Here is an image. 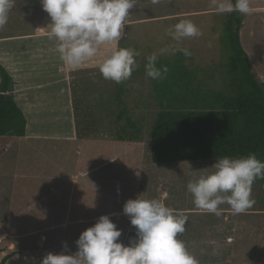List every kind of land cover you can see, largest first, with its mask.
Instances as JSON below:
<instances>
[{
  "label": "rangeland",
  "instance_id": "rangeland-1",
  "mask_svg": "<svg viewBox=\"0 0 264 264\" xmlns=\"http://www.w3.org/2000/svg\"><path fill=\"white\" fill-rule=\"evenodd\" d=\"M134 3L135 7L130 10L126 20L124 36L116 42L117 47L135 49L140 53L135 57L137 66L130 79L121 83L104 79L97 67L102 61L98 54L81 65L80 69L73 70L68 78L73 92L76 122L79 132H83L85 137L98 141H114L118 138L119 130L126 123L125 118L118 119L122 109H127L132 119L143 128L140 139L122 141L125 144L121 143V149L125 150H121V157L116 161L121 162L117 163L119 170L113 169L115 165H111L112 173H104L103 168L98 172L106 189L113 191L116 198L120 196V201L117 199L118 203L114 207L106 203L95 210L107 209L105 214L122 230L119 240L127 245L130 239L136 237V228L123 212L126 201L135 199L140 194L147 199H163L166 206L183 210L187 215L186 230L179 238L185 242L198 264H264V179H257L253 183L252 198L255 204L246 213L233 215L229 205L224 204L219 206L222 214L216 216L197 209L192 194L187 190L189 180L199 177L206 170L211 171L210 166L216 159L155 163L151 155L150 130L160 108L156 100L154 80L146 76L147 57L157 53L159 60L175 58L179 56V51L175 54L170 51L160 54V50L187 48L191 56L182 53L181 57L186 64L197 70L199 85L206 89L227 92L225 85L227 88L230 86L234 69L224 38L226 13L217 14L210 0H160L158 4H152L151 0H134ZM251 5L255 11L251 15H245L240 35L249 55L252 71L264 86V0H251ZM183 19L193 21L203 34L185 38L180 42L173 40L168 32L170 29L174 30V25ZM50 23L51 18L44 11L41 0H16L9 13L8 23L0 29V41L4 38H30V34L39 33L36 30L37 25L41 24L51 30ZM46 29L41 27L40 30L43 33ZM106 46L112 47L111 44ZM18 48L13 51L16 53ZM37 48L31 51L32 48L25 47L29 50L27 57H33L32 52ZM7 56L11 59L15 55ZM15 94L17 100L16 80ZM46 113V120L50 121L46 124L40 123V132L53 133L58 128V131L64 129L61 125L57 126L65 119L64 111ZM71 143L33 139V143L22 144L17 137H3L0 139V172L2 168L9 172H15L19 168H33L36 165V156L35 149L30 147L35 146L38 147V154L43 157L38 163L49 166L57 160L66 166L65 160L62 162L60 157L53 159L50 156L56 155L62 148L69 149L73 154ZM21 145L26 148H21ZM47 149L52 152L47 153ZM90 151L87 150V153ZM69 157L70 155L67 156ZM71 166L76 173L85 169L78 164ZM105 169L110 171V165ZM5 179L1 181L0 175V220L6 222L0 224V233L4 232L9 238L0 248L16 245L17 249H37L42 252L55 248L64 249L66 242L68 249L76 251L75 242L80 234L96 222L52 223L62 213L56 207H45L44 201L33 206L42 215L39 222H23L25 217L17 216L19 210L27 211L28 203L37 200L36 195L48 192L42 194L43 190L31 183L22 189L23 182L20 178L14 182L12 175ZM119 188L121 192L118 191ZM82 209L87 210L89 215L93 210L87 207ZM113 209L119 212L113 215L110 212ZM10 217L13 221L8 222Z\"/></svg>",
  "mask_w": 264,
  "mask_h": 264
},
{
  "label": "clouds",
  "instance_id": "clouds-1",
  "mask_svg": "<svg viewBox=\"0 0 264 264\" xmlns=\"http://www.w3.org/2000/svg\"><path fill=\"white\" fill-rule=\"evenodd\" d=\"M16 0H0V29L9 20ZM158 4L160 0H151ZM44 11L51 18L50 40H55V51L60 60L75 70L94 58L102 46L111 44L110 53L97 64L106 80L121 83L130 79L136 65L135 49L117 47L123 38L127 17L135 7L134 0H41ZM217 14L239 12L251 15L255 9L251 0H210ZM203 33L191 20L183 19L169 30L168 35L180 42L185 38L199 37ZM182 51L191 56L187 48H165L160 54ZM158 55L147 57L146 76L153 80L166 78L167 65L157 67ZM207 168V167H206ZM199 177H193L187 190L193 196L197 209L216 216L222 214L220 205L227 204L233 215L246 213L255 204L252 185L264 179V162L255 154L242 157L224 156L216 159ZM123 212L136 228V237L126 245L119 240L122 230L108 214L85 229L76 240L77 251L48 252L41 264H198L195 256L179 238L185 232L187 215L183 210L166 206L163 199H147L140 194L128 199Z\"/></svg>",
  "mask_w": 264,
  "mask_h": 264
},
{
  "label": "trees",
  "instance_id": "trees-1",
  "mask_svg": "<svg viewBox=\"0 0 264 264\" xmlns=\"http://www.w3.org/2000/svg\"><path fill=\"white\" fill-rule=\"evenodd\" d=\"M225 15L224 38L234 69L230 86L225 85L227 92L201 87L197 70L186 64L182 51L175 58L157 60V67L167 65L169 72L165 79L154 80L160 108L150 130L155 163L249 154L264 162V86L252 71L242 44L240 30L245 15L239 12ZM124 118L126 123L118 138L140 139L143 128L127 109L118 114V119ZM27 122L16 100L14 77L0 62V137L26 136ZM7 258L0 264H5Z\"/></svg>",
  "mask_w": 264,
  "mask_h": 264
},
{
  "label": "crops",
  "instance_id": "crops-1",
  "mask_svg": "<svg viewBox=\"0 0 264 264\" xmlns=\"http://www.w3.org/2000/svg\"><path fill=\"white\" fill-rule=\"evenodd\" d=\"M41 27L46 29L41 24L37 25L36 30L39 33L30 34V38L23 40H8L4 38L0 41V61L9 69L16 80L17 101L28 120L26 136L17 138L20 139L22 144L33 143V139L49 140L56 143L69 141L72 142L73 154L67 148L59 149L60 151L56 152V155L50 157L53 159L60 157L62 162L66 161V166L57 160L46 166L44 163H38L43 160V157L38 154V147H30L32 150L35 149L36 165L33 168H19L15 172H9V170L2 168V172H0L1 181L12 175L14 182L19 178L23 182L21 184L23 186L21 187L22 189H25L26 185L31 183L38 189L41 188L43 190L42 194L45 191L48 192L44 195H36L37 200L28 203L27 208L29 207V209L27 211L19 210L17 216L25 217L22 220L23 222H39L42 215L38 213V210H34L33 206H37L39 202L43 201L45 202V207H54V209L56 207L62 213L52 223L97 222L107 209L103 211L98 209L96 211L95 208L106 203L110 207H114L120 201V196L116 198L113 191L106 189V186L103 185L102 176L98 172L103 168L104 173H112L111 165H115L113 169L119 170L117 163L120 160L116 161L121 157V150H125L121 149V143L125 144V142H122L123 140L120 138H116L114 141H102L103 139L98 141L97 139L85 137L83 132H79L74 113L73 92L68 82L73 69L60 60L59 53L55 51V40L48 38L50 30L46 29V32L42 33ZM36 36L41 37L38 38ZM106 45L102 46L97 53L101 60L111 51L112 47H107ZM16 47H19L16 52L18 55L13 51ZM25 47L32 48L30 49L31 51L33 48H38L32 52L33 57H27L29 50L25 49ZM10 54L15 56L10 59L7 56ZM80 68L81 66L78 69ZM55 111H64L66 113L65 119L60 124H57V126L61 125L64 129L58 131V128L53 133L40 132L42 131L40 123L46 124L50 121L46 120L48 116L46 112ZM21 148H26V146L21 145ZM87 150L91 151L87 153ZM46 152L51 153L52 151L47 149ZM68 155H70L69 158H67ZM94 159L97 161L94 162ZM68 162L70 166H68ZM71 164L73 166L78 164L85 169H81L79 173H76L72 169ZM109 165L111 170L107 171L105 168ZM117 182L119 184V180ZM120 190L119 188L118 191L121 192ZM84 207L93 209L90 211V215L87 210L82 209ZM110 212L114 215L119 211L113 209ZM90 216L92 217L90 218ZM88 218L90 220H87ZM11 221L13 220L10 217L8 222ZM2 223H6L5 220H0V224ZM0 234L1 246L9 237L5 236L4 232ZM62 251H65V249L55 248L40 252L37 249H17L16 245H13V247L10 245L8 248H0V263L5 257H8L5 264H41L42 258L48 252L60 253ZM67 251L74 254L77 250L67 249Z\"/></svg>",
  "mask_w": 264,
  "mask_h": 264
}]
</instances>
